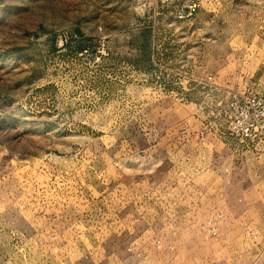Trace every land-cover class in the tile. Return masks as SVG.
<instances>
[{
  "label": "rangeland",
  "instance_id": "obj_1",
  "mask_svg": "<svg viewBox=\"0 0 264 264\" xmlns=\"http://www.w3.org/2000/svg\"><path fill=\"white\" fill-rule=\"evenodd\" d=\"M220 107L264 111V0H0V264H264ZM185 150L240 181L155 175Z\"/></svg>",
  "mask_w": 264,
  "mask_h": 264
},
{
  "label": "crops",
  "instance_id": "obj_2",
  "mask_svg": "<svg viewBox=\"0 0 264 264\" xmlns=\"http://www.w3.org/2000/svg\"><path fill=\"white\" fill-rule=\"evenodd\" d=\"M228 139L223 138V137H219V139H217L215 141L216 144H218V146H226L228 145ZM215 144H213L214 146ZM216 146V145H215ZM182 147H184L182 145ZM189 147L186 145V148ZM190 153H188L187 150H185L186 154H181L180 158H173L172 159V155L169 156L170 157V162L163 164L162 160L161 163V167L157 166L154 167V171H155V175L156 176H161L159 179L170 176L171 178L175 179L177 178V176H180V178L183 179H192L194 180V174L196 173V175H199V179H197V186L201 187L202 189H205L206 191L209 188V185L211 184V180L215 179V178H222V180L225 179V177H227V180L230 181L234 180V186L235 183H238L237 181L239 179H235L236 178V173H237V166L235 163H233V172L234 175H230L231 169H227L224 165H222L221 167L218 165L217 168H212V169H204V166L201 167L200 170H196L195 166H194V156H193V152L192 150H189ZM217 157L221 158L220 155H218ZM180 159V160H179ZM166 160H164L163 162H165ZM178 161H183L185 162V168L184 170L182 168L178 169V167H174L177 165ZM220 161V160H219ZM157 170V171H156ZM159 170V171H158ZM161 174L159 175L158 174ZM207 180V181H203L202 179ZM233 177V178H230ZM210 181H209V180ZM240 181V180H239ZM173 183V182H172ZM221 183H223L222 187H225V182L221 181ZM220 184V183H219Z\"/></svg>",
  "mask_w": 264,
  "mask_h": 264
},
{
  "label": "built area",
  "instance_id": "obj_3",
  "mask_svg": "<svg viewBox=\"0 0 264 264\" xmlns=\"http://www.w3.org/2000/svg\"><path fill=\"white\" fill-rule=\"evenodd\" d=\"M195 4L190 5V10L194 9ZM213 76H207V82L213 83ZM219 86V85H217ZM218 88V87H217ZM240 94L234 92L232 96L238 98ZM209 111L213 116H227V130L221 128L214 129V134L227 132L230 135L238 136V140L247 142L264 143V111L263 110H248L241 108L237 113H231L223 108H210ZM220 216V214H218ZM212 226V231L214 230Z\"/></svg>",
  "mask_w": 264,
  "mask_h": 264
}]
</instances>
